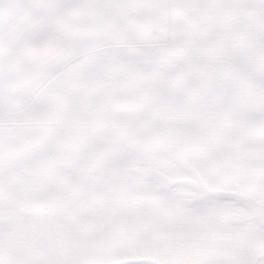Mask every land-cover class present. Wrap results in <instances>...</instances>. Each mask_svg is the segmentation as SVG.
Listing matches in <instances>:
<instances>
[{"label":"rangeland","instance_id":"obj_1","mask_svg":"<svg viewBox=\"0 0 264 264\" xmlns=\"http://www.w3.org/2000/svg\"><path fill=\"white\" fill-rule=\"evenodd\" d=\"M235 258L264 264V0H0V264Z\"/></svg>","mask_w":264,"mask_h":264},{"label":"crops","instance_id":"obj_2","mask_svg":"<svg viewBox=\"0 0 264 264\" xmlns=\"http://www.w3.org/2000/svg\"><path fill=\"white\" fill-rule=\"evenodd\" d=\"M167 12H168V18H171L172 17V6L168 7ZM115 48L116 47H114L113 49ZM102 49L103 48L98 49V50L89 49L83 52L78 57L75 56L69 60L67 68H68V71H70V74L72 75V78L74 80H77L76 76H78L79 73L81 74L88 73V70H87L88 67L94 63V57L99 56L103 52ZM110 54L112 56H118V53L117 52L115 53V51L113 52V54L112 53ZM125 55H128V52H124V53L122 52L119 57H122V56L124 57Z\"/></svg>","mask_w":264,"mask_h":264},{"label":"snow or ice","instance_id":"obj_3","mask_svg":"<svg viewBox=\"0 0 264 264\" xmlns=\"http://www.w3.org/2000/svg\"><path fill=\"white\" fill-rule=\"evenodd\" d=\"M209 264H250V262L243 259L235 258L230 260H224V259L214 260L209 262Z\"/></svg>","mask_w":264,"mask_h":264}]
</instances>
